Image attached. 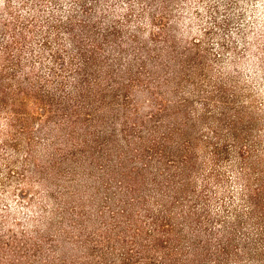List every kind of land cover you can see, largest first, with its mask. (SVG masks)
<instances>
[{
    "label": "rangeland",
    "instance_id": "374dc122",
    "mask_svg": "<svg viewBox=\"0 0 264 264\" xmlns=\"http://www.w3.org/2000/svg\"><path fill=\"white\" fill-rule=\"evenodd\" d=\"M0 0V264H264V0Z\"/></svg>",
    "mask_w": 264,
    "mask_h": 264
},
{
    "label": "trees",
    "instance_id": "16d2710c",
    "mask_svg": "<svg viewBox=\"0 0 264 264\" xmlns=\"http://www.w3.org/2000/svg\"><path fill=\"white\" fill-rule=\"evenodd\" d=\"M150 1V7H152V1L151 0H149Z\"/></svg>",
    "mask_w": 264,
    "mask_h": 264
}]
</instances>
